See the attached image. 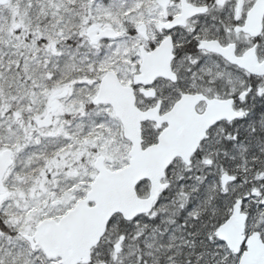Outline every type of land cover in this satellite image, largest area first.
Returning <instances> with one entry per match:
<instances>
[{
  "label": "snow or ice",
  "instance_id": "6c2138e0",
  "mask_svg": "<svg viewBox=\"0 0 264 264\" xmlns=\"http://www.w3.org/2000/svg\"><path fill=\"white\" fill-rule=\"evenodd\" d=\"M0 264H264V0H0Z\"/></svg>",
  "mask_w": 264,
  "mask_h": 264
}]
</instances>
